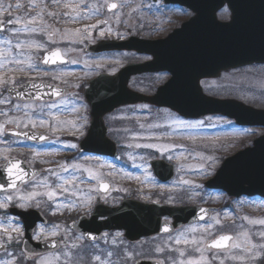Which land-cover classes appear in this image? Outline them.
<instances>
[{
	"label": "rangeland",
	"instance_id": "374dc122",
	"mask_svg": "<svg viewBox=\"0 0 264 264\" xmlns=\"http://www.w3.org/2000/svg\"><path fill=\"white\" fill-rule=\"evenodd\" d=\"M110 2L119 4L116 11H107L106 6ZM25 7L28 9L25 10ZM178 13H180L179 9H165L153 0H0V21L7 25V32L0 35V51L4 53L0 56V60L13 59L12 56L8 57L7 53L13 43H16L15 36L36 34L35 39L27 40L21 37L19 42L44 45L39 49L33 46L32 52L21 53L20 60L26 62L23 71H15L11 76V71L8 70L17 65L12 67V63H9L8 69L0 68V72L5 79L14 77L16 83H22L34 76L65 84L74 81L73 87L76 86L75 81L78 85L79 83L86 85L88 80L104 70L117 71L126 62L140 59L128 53L92 57L85 53L87 44L110 36L113 39L126 38L129 35L150 39L167 36L181 21L182 14L179 16ZM17 17L21 18L20 24L9 23V20ZM222 17L229 18L227 15ZM33 18H35L34 22L29 23ZM25 24H28L30 29L36 28L37 31L21 33L12 31L13 28H21ZM50 32H53L58 42L49 41ZM101 32H104L103 36ZM5 40H11V44L5 43ZM54 44L62 46L64 54L71 60L70 65L51 73L33 71L36 68L34 63L38 64L37 59L41 53ZM28 63L33 67L28 68ZM166 78L165 75L157 74L145 84L134 81L131 87L144 92L152 88L155 90L164 84ZM8 85H4V89ZM202 87L209 96L233 98L264 109V64L223 72L217 79L203 80ZM76 96L72 94L66 99L55 102L56 107H45L44 116L34 113L20 118L21 125L25 121L27 127L54 135V141L46 148L24 146L26 149L21 150L30 153L33 158H28L27 163L32 167L40 163V168L44 172L21 189L0 194V202L7 205L0 208V225H2L0 245L6 246L5 250L0 251V264L5 261H14L15 264H40L42 259H52L53 264H100L95 259L96 256H100L101 260H110L111 257H108L107 253L111 251L107 247L111 246V249H114L120 240L123 241L122 232H105L98 245L88 246L81 235L69 231L64 218L90 215L98 202L111 207L118 206L123 199L136 191L140 193L138 198L145 202L167 200L169 198L167 194L181 187L190 189L192 196L190 202L210 206L216 210L203 223L181 228L167 237L143 239L131 245L137 256L131 257L130 260L125 258L126 261L121 264H135L141 259L162 261L163 264H172V260L179 259H200L201 253L194 250L196 246L192 243H176V238L181 233L188 241H200L199 247L205 248L203 255L209 264H221V261L223 264H257L260 259L264 260V252L259 249L245 253L243 241H240L241 248H230L227 251H214L206 247L210 239L220 234H232L236 237L241 231L248 232L252 243H264V238L259 235L260 232H264V225L249 223V220L264 219V202L259 198H230L223 191L207 190L204 185L216 174L226 158L252 144L255 138L264 133V128L239 127L233 120L220 115L190 120L168 109L150 106L127 108L111 116V125L115 122L116 125L131 127L137 122L139 128L136 126L138 129L136 131H125L124 127L122 130L112 129L111 138L120 147L119 155L116 159L105 160L98 156L81 154L78 151V144L65 138L79 137L82 133V127L74 122L68 124L64 120L65 117L78 116L81 121L80 116L87 107L84 100L79 102ZM3 98L9 101L4 104L10 103L8 97ZM28 104L31 103H16L9 109L21 112L41 111L39 104L24 107ZM16 105L21 107L17 109ZM30 120L35 121V127L29 122ZM128 121L132 123L127 125ZM148 144L154 147H143ZM71 145L76 147L73 148ZM156 158H163L175 165L177 177L167 186L160 184L150 168L149 162ZM124 163L128 164V169H122ZM73 165L79 167L74 168ZM94 176L96 178H93ZM102 181H108L112 186L107 195L101 194L98 190V185ZM49 191L56 193L53 199L48 198ZM33 192L37 193L34 198L20 199ZM200 195H204L202 200L199 199ZM8 196H12L13 199L8 201L6 199ZM22 203L25 207L19 206ZM226 203L229 206H226ZM11 206L21 209L34 208L45 214L57 215L56 223L38 226L35 240L58 238L61 240V249L53 254L38 256L30 263L27 262L21 251L23 224L17 218L8 215ZM217 219L220 221L219 224L216 223ZM241 225L243 228L240 227ZM16 228L19 232L14 230ZM4 229H8V232ZM53 232L55 234H52ZM9 235L11 239H8ZM158 247L163 248L164 251L158 252L156 250ZM145 248L149 249L145 250ZM176 249L183 250L185 256L181 257ZM126 250L130 248L127 247ZM231 256L238 258L232 259ZM240 256L244 259H240Z\"/></svg>",
	"mask_w": 264,
	"mask_h": 264
},
{
	"label": "water",
	"instance_id": "95a60500",
	"mask_svg": "<svg viewBox=\"0 0 264 264\" xmlns=\"http://www.w3.org/2000/svg\"><path fill=\"white\" fill-rule=\"evenodd\" d=\"M163 1L191 8L196 15L164 39L146 40L130 37L121 41L102 40L87 46L86 51L90 53L136 51L152 55L153 60L142 64H128L115 75H102L90 82L85 95L90 105L92 121L87 136L80 143L81 152L116 157L117 144L107 138L103 117L121 106L137 103L168 107L188 118L220 114L234 119L241 126L264 127V109L254 108L235 99L207 96L200 84L203 78L219 77L224 70L264 63V0ZM112 3L107 6L108 11L118 8L111 9ZM226 3L232 15L229 22L222 23L217 20L216 13ZM0 30H5L1 23ZM50 53H46L43 59ZM68 62L62 55V60L46 65L54 66ZM159 71H169L172 77L155 95H145L129 88L132 75ZM31 84L14 89L11 87L9 93L24 100H33L37 96L42 97L41 100H52L64 93V90L51 84L35 83L40 85L36 88ZM56 90L60 95L54 94ZM16 134L37 142L48 139L46 135L35 132ZM12 164H18L19 169L23 170L22 179L18 178L17 169H13V174H9L8 169ZM152 166L161 181L166 182L173 178V166L162 160L153 161ZM40 173V170L32 169L21 159L10 160L0 166L2 185L0 192L17 190ZM13 181L15 187H12ZM104 183L109 185L108 182H102L99 189L102 193H107L110 185L108 190L104 191L102 188ZM206 186L211 189H222L230 196L259 195L264 198V135L256 139L252 147L227 158ZM209 212L210 209L204 207H169L126 199L116 208L100 203L95 207L90 219L83 216L78 223L72 222L70 227L82 232L89 241L100 239L104 230H123L125 238L130 242H137L142 237L167 234L183 225L203 221L209 216ZM9 213L21 218L24 223L25 237L22 250L27 259L60 248L58 240L40 243L34 241L37 224L47 223L39 211L33 209L24 211L12 207ZM100 217L106 219L99 220ZM163 217H170L173 222H166ZM166 228L168 231H165ZM214 240L208 242L207 246ZM231 242L229 241L230 245ZM4 249V245L0 246V250ZM137 264H157V261L143 260Z\"/></svg>",
	"mask_w": 264,
	"mask_h": 264
},
{
	"label": "flooded vegetation",
	"instance_id": "af4514ba",
	"mask_svg": "<svg viewBox=\"0 0 264 264\" xmlns=\"http://www.w3.org/2000/svg\"><path fill=\"white\" fill-rule=\"evenodd\" d=\"M157 3L160 4L162 7H164L165 9L174 8V9H179L180 10V13H178V15L180 16L182 14V16H180L181 17V21H179V23L177 25H175L174 27L180 26L184 21L190 19L191 17H193L196 14L195 11H193L191 9H188V8H185V7H181L179 5H167V4L164 3V1H158ZM223 15H227L228 17H230V10H229L227 5L221 7V8H219L217 10V13H216L217 18L219 20H221V21H227L229 18L228 19H227V17L223 18L222 17ZM4 33H6V32H0V35H3ZM143 33H145V32H143ZM151 34H152V31H151ZM49 36H51V39L49 41L58 42V40L54 37L53 32H50ZM146 36H148V35H146ZM21 37L22 38H27V40H28V39H35V37H37V35L29 33L28 35H24V36H21ZM21 37L20 36H17V37L15 36L14 39L16 40V43H13V45L9 48V50H11V52H12L13 59H20L22 57L21 53H29V52H32V50H33L32 47L31 48L25 47L23 49L15 47V44H17V42H19V38H21ZM108 38L111 39V36L108 37ZM55 49H60L63 52L62 46H60L58 44H54V45L48 47L45 51H43L41 53V55L37 59V60H39L38 64L34 63L36 68H34L33 71L41 70L42 72L51 73V72H55V71L59 70L62 67L69 66L70 64L69 65L54 66V67H47V66L43 65L40 62L41 58L43 57V55L46 52L52 51V50H55ZM128 54L140 57V59L134 60L136 62H145V61H149L152 58L151 56L139 55V54H136L135 52H128ZM89 56H92V57L111 56V52L110 53H102V54H98V55H89ZM128 62H132V61H128ZM11 65H12V67L15 66L14 63H12ZM6 69H8L7 64H6ZM115 72L116 71H112V70H104V71L100 72L98 75H100L102 73L111 74V73H115ZM1 73L2 72H0V76H2ZM14 73L15 72H11V76ZM157 74L158 75H165L167 77L164 80V83L172 76V73L169 72V71H160V72H155V73H142V74H139V75H134L131 78L130 84L132 82H134V81H140L142 84H145L150 78H152L154 75H157ZM78 78H80V77H78ZM31 81L52 83V84H54V85H56L58 87L64 88L66 93L62 97H59V98H56V99L50 100V101L36 100V99L28 100V101H21V100L15 99V98H13V97H11L9 95L8 89L12 86L11 84L8 85L6 87V89H4L3 86H0V100H3L4 96L8 97L9 100H10L9 104H4V103L0 104V125L3 126V131H0V165L8 162L11 159L19 158L20 155H21L20 154L21 153V149L25 148L24 146L31 145V146H35V147L46 148V147H49L52 144V142L54 141V135H50V134L49 135H50L51 139L49 141L45 142V143L30 142V141H28V140H26L24 138H21L19 135L15 134L16 130H24V131L34 130V131L46 133L43 130H35L32 127L25 126V121H23V125L20 124V118L21 117L22 118L26 117V114H29L31 116L32 114L35 113V114H40L41 116H44L45 112H43V111H38V112H36V111H29V112L22 111L21 112L19 110H15V109H9L11 106L13 107V105L16 104V103H31V104H39V105L54 104L57 101H60L62 99H66L67 97L71 96L72 94H76L77 95L76 97H77L79 102H82L84 100V103H85L87 109L83 111V114H81V116H80L81 121H79L78 116L65 117L64 120L68 124H70L71 122H74L78 126L82 127V133H81V135L79 137L72 136V138H70V137H65V138L73 140V142L75 144H78V146H79L81 140L84 138V136H85V134H86V132H87L89 126H90L91 117L89 115V106L86 103L85 97H84V92H85V89L88 86V81L89 80L87 81L86 85H84L82 83H79L80 85H78L77 82L75 81V85L76 86L73 87L72 83L74 81L69 83V84H65V83H61V82H58V81H55V80H51V79L35 78L34 76H32L30 79L25 80L22 83H16L15 86H21L24 83L31 82ZM138 106L139 107H141V106L146 107L147 105H136V106H129V107L121 108V109L117 110L116 112H114L113 114L110 113V114H108V115H106L104 117V123H105V126L107 128V136L109 138H111V130L112 129H120V130H122V127H124L125 131H132V130L136 131V130H138L137 127L139 128V126H138L137 122H134L133 124H135V126L132 125L131 127L130 126L128 127L126 125H119V124L116 125L115 122H113V124L111 125V116L112 115H115L116 113H118L119 111H121L123 109L135 108V107H138ZM73 118H75L76 120L73 119ZM128 123H132V121L126 122L127 125H128ZM17 124H19V127H17ZM46 134H48V133H46ZM25 153H27V152H25ZM156 159H163V158H156ZM150 162H149V164H150ZM172 165L175 167L174 164H172ZM176 177H177V174L174 176V179H176ZM171 181H169L167 183H163V182H160V181L159 182H160L161 185L167 186L168 184L171 183ZM189 190L190 189L188 187H184V188L181 187V188L177 189L176 191H174L173 193L167 194L169 196V198L167 200L162 199V200H159V201H150V202H161V203H164V204L170 205V206L197 205L195 202H190V199H191L192 196H191V193L189 192ZM138 195H140V193L138 191H136V193H131L128 198H134V199L143 201L141 198H138L139 197ZM204 195H205V193H204ZM204 195H202V196L200 195L199 199L202 200L204 198ZM261 201L264 202V200H261ZM199 204L200 203H198V205ZM167 220L169 221V219H167ZM185 227H189V226H185ZM185 227H182V228H185ZM180 229H177V230H175L174 232H172L170 234H166V235H163V236L160 235V236H156V237H167V236L175 234Z\"/></svg>",
	"mask_w": 264,
	"mask_h": 264
},
{
	"label": "snow or ice",
	"instance_id": "6c2138e0",
	"mask_svg": "<svg viewBox=\"0 0 264 264\" xmlns=\"http://www.w3.org/2000/svg\"><path fill=\"white\" fill-rule=\"evenodd\" d=\"M67 6V5H66ZM9 8L11 7V5L8 6ZM17 7H21V5H17ZM118 5L116 3H112L110 5V8L111 9H115L117 8ZM35 18H33V21H29V23H32L34 22ZM9 23L11 24H20L21 23V18L17 17L15 19H12V20H9ZM13 32H16V33H21V32H36L37 29L36 28H29L28 27V24H25L23 27L21 28H13L12 29ZM101 36L104 35V32H101L100 33ZM49 39H51V36H49ZM5 43L7 44H11V40H5L4 41ZM36 47L37 49L39 48H43L44 45L43 44H39V43H35V42H32L30 44H25L23 42H17V44L15 45L16 48H25V47H28V48H31V47ZM4 53L2 51H0V56H3ZM8 57H11L12 56V52L11 50L8 51L7 53ZM29 60H31V57H29ZM59 60H62V53L60 52L59 49L51 52L49 55H47L44 59H43V63L44 64H49V63H52V64H55L57 63V61ZM8 63H14L15 65H17V67L15 68H12V69H9L8 71H11V72H15V71H23L24 70V65H25V61L24 60H20V59H10V60H0V68H4L6 67V64ZM28 68H31L33 67V65L31 63H28ZM8 84H11L13 89L15 88V85H16V81H15V78L14 77H11L9 79H5L3 76H0V86H4V85H8ZM31 86L33 88H36V87H40V85H37L35 83H32ZM12 90V89H10ZM55 95H60V92L58 90H56L54 92ZM36 100H40L42 99V97L40 96H37L35 98ZM9 101L7 100V98L3 99V100H0V104H3V103H8ZM57 105L55 104H43V105H40V110L43 111V109L45 107L47 108H53V107H56ZM17 109H19L21 107V105H16L15 106ZM24 107H32L31 104H28V105H24ZM11 122V121H10ZM30 123L33 124V126L35 127L36 126V123L35 121H29ZM27 126V125H25ZM17 127H19V124H17ZM0 131H3V126L0 125ZM131 145H129L130 147ZM138 147L140 145H137ZM71 147L75 148L76 145H71ZM143 147H154V145H151V144H148V145H143ZM74 168H78L79 165H73ZM13 169H17V176L18 178H23V170L22 169H19V165L18 164H12V167H10L8 169L9 171V174H13ZM65 170H67L65 168ZM90 175H91V172H90ZM93 178H96L95 176ZM75 179V177L73 178ZM15 181H13L12 183V187H15ZM0 187H2V185H0ZM102 188L104 191H107L108 188H109V185L104 183L102 184ZM65 191H67V189H65ZM37 195V193L33 192L31 193L29 196L25 197V196H22L20 197L21 200H29V199H32L34 198L35 196ZM48 195V198L49 199H53L55 196H56V193L53 192V191H49L47 193ZM8 201H11L13 199L12 196H8L6 198ZM90 200V198H89ZM7 205L3 202H0V208H4L6 207ZM20 207H25V205L22 203L19 205ZM244 219H248V217H244ZM216 223L219 224L220 221L217 219L216 220ZM249 223H258V224H261V225H264V219H258V220H249ZM0 227H2V225H0ZM241 228H243V225L240 226ZM15 231L19 232V229L16 228L14 229ZM5 232H8V229H4ZM165 231H168V229L166 228ZM205 231H207V229H205ZM52 234H55V232H53ZM259 235L264 238V232H260ZM11 235L8 236V239H11ZM229 241H235L233 242L231 245L229 244ZM240 241H243V251L245 253L247 252H251L253 249H259L261 252H264V243H261V244H255V243H252L251 242V238L248 234L247 231H241L238 236L236 237H233V236H230V235H221L218 239L214 240L211 245H208L207 247L208 248H216V249H224V250H229L230 248H241L242 245H241V242ZM113 243H115V240L113 241ZM176 243L177 244H180V243H184V244H188V243H192L195 247V251L197 252H200L201 253V256H200V259H179V260H172V264H209V261L204 257L203 253L205 251V248H201L199 247V244H200V241H197V240H192V241H188L186 238H184V235L183 233L179 234L178 237L176 238ZM158 252H162L164 251L163 248H157L156 249ZM176 251H178L180 253V256L183 257L185 256V252L183 250H180V249H176ZM113 255L112 252H108L107 253V256L108 257H111ZM253 256H255V253L253 252ZM232 259H237L238 257L236 256H231ZM240 259H244L243 256H240L239 257ZM95 259L97 261L100 262V264H112V262L110 260H101V257L100 256H96ZM3 264H15L14 261L12 262H8V261H5L3 262ZM40 264H53V260L52 259H42L40 261ZM157 264H163L162 261H158ZM221 264H223V261H221Z\"/></svg>",
	"mask_w": 264,
	"mask_h": 264
},
{
	"label": "trees",
	"instance_id": "16d2710c",
	"mask_svg": "<svg viewBox=\"0 0 264 264\" xmlns=\"http://www.w3.org/2000/svg\"><path fill=\"white\" fill-rule=\"evenodd\" d=\"M263 263H264V260H263Z\"/></svg>",
	"mask_w": 264,
	"mask_h": 264
}]
</instances>
